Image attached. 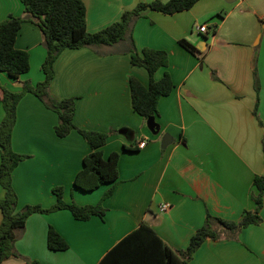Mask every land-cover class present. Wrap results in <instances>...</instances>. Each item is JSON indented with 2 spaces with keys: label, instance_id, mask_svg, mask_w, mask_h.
Returning <instances> with one entry per match:
<instances>
[{
  "label": "crops",
  "instance_id": "obj_1",
  "mask_svg": "<svg viewBox=\"0 0 264 264\" xmlns=\"http://www.w3.org/2000/svg\"><path fill=\"white\" fill-rule=\"evenodd\" d=\"M86 28L96 32L117 21L138 2L151 0H82ZM24 16L20 0H0V21ZM205 23L206 33L197 30ZM188 40L195 52L179 44ZM163 50L172 91L157 104L150 128L134 111L129 78L147 86L149 73L133 66L129 48ZM15 47L29 53V71L18 79L0 72L2 88L20 91L44 78L43 34L23 22ZM49 86L53 99L75 97L74 123L85 130L108 133L103 156L118 152V179L93 191L73 181L91 148L72 130L58 137L57 114L32 93L17 104L12 147L29 157L13 171L17 210L25 205L50 207L53 188H63V200L79 205L102 201L104 217L78 220L67 209L33 213L17 233L14 250L3 264H98L103 256L141 223L149 225L173 250L185 249L203 225L206 213L239 221L254 211L253 179L264 173V0H198L190 9L164 14L147 10L127 36L112 45L67 48L53 65ZM255 70L258 91L255 88ZM216 76V77H215ZM256 110V115L254 114ZM4 115L0 99V121ZM164 135L171 142L162 147ZM145 141L144 147L139 143ZM1 161V149H0ZM0 185V199L4 196ZM163 203L170 209L160 211ZM261 222L241 229L236 238H207L188 264H264V197ZM0 211V222H1ZM52 226L67 242L64 250L47 246Z\"/></svg>",
  "mask_w": 264,
  "mask_h": 264
},
{
  "label": "trees",
  "instance_id": "obj_2",
  "mask_svg": "<svg viewBox=\"0 0 264 264\" xmlns=\"http://www.w3.org/2000/svg\"><path fill=\"white\" fill-rule=\"evenodd\" d=\"M24 6V16L9 15L0 21V72H5L13 79H18L29 71V53L15 47V41L23 22L30 21L41 30L46 55L41 65L44 78L32 85L24 82L20 91L2 88L1 102L4 115L0 121V185L4 196L0 199V264L10 256H20L14 250L17 233L25 226L29 215L33 213H49L67 209L78 220H87L93 215L104 217L105 208L102 201L110 196L114 186L107 190L101 201L94 205H79L63 200V188H53L56 202L50 207L40 205H25L17 210L18 195L13 187V171L20 162L29 157L28 154L16 152L12 147V133L16 122L17 104L26 93L35 95L48 109L57 114V124L54 127L58 137L67 136L76 130L89 144L91 150L82 162V168L76 174L73 186L82 191H93L102 184L114 183L118 179L119 153L112 152L107 158L103 156L101 147L106 143L108 133L81 129L74 123L76 110L75 97L61 100L53 99L49 94V86L54 77L53 65L59 54L67 49L81 47H96L112 45L123 40L130 32L137 18L147 10H155L164 14L190 9L198 0H151L138 2L132 8L125 10L120 18L105 28L96 32H88L86 28V6L82 0H20ZM179 44L190 52L195 47L186 39H180ZM130 62L133 66L144 67L149 73V83L143 85L134 77L129 78L131 103L148 125V119L157 116V104L162 96L168 95L173 87V81L166 72L158 80L155 72L165 67L168 55L165 51L143 48L138 52L134 45L129 48ZM216 77V76H215ZM255 88L258 91V80L255 70ZM256 115V110L254 109ZM155 125V122H154ZM252 198L254 211H245L239 221L224 220L207 212L203 225L190 238L185 249L173 250L166 245L146 223H141L135 230L125 236L110 249L98 264H188L194 252L207 239L217 240L236 238L237 233L251 225L261 222L260 210L264 197V173L253 179ZM47 246L52 250L67 249V242L50 226L47 232ZM27 264H41L36 260L26 259Z\"/></svg>",
  "mask_w": 264,
  "mask_h": 264
},
{
  "label": "built area",
  "instance_id": "obj_3",
  "mask_svg": "<svg viewBox=\"0 0 264 264\" xmlns=\"http://www.w3.org/2000/svg\"><path fill=\"white\" fill-rule=\"evenodd\" d=\"M197 30H198L200 33H206V32L208 31V27H207V25H206L205 23H203L202 25H199V26L197 27ZM145 144H146L145 141H141V142L139 143V147L142 148V147L145 146ZM170 207H171V206H170L169 203H163V204L160 206V211H167V210L170 209Z\"/></svg>",
  "mask_w": 264,
  "mask_h": 264
},
{
  "label": "water",
  "instance_id": "obj_4",
  "mask_svg": "<svg viewBox=\"0 0 264 264\" xmlns=\"http://www.w3.org/2000/svg\"><path fill=\"white\" fill-rule=\"evenodd\" d=\"M225 1H227V2H233L234 0H225ZM148 126L150 128H153L154 127V120H153V118H149L148 119ZM170 142H171V137L169 135H164V137L162 138V141H161V145L164 148Z\"/></svg>",
  "mask_w": 264,
  "mask_h": 264
}]
</instances>
